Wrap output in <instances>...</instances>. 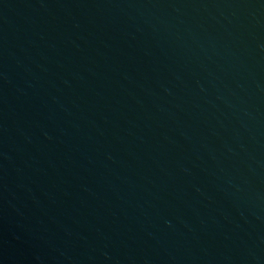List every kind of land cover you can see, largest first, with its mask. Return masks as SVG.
<instances>
[{
  "label": "water",
  "instance_id": "1",
  "mask_svg": "<svg viewBox=\"0 0 264 264\" xmlns=\"http://www.w3.org/2000/svg\"><path fill=\"white\" fill-rule=\"evenodd\" d=\"M0 264H264V0H0Z\"/></svg>",
  "mask_w": 264,
  "mask_h": 264
}]
</instances>
